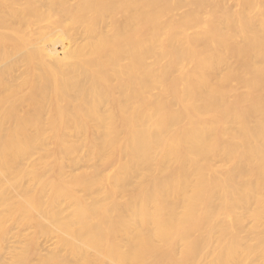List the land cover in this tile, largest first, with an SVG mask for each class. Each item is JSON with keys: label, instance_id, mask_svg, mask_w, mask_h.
Here are the masks:
<instances>
[{"label": "bare ground", "instance_id": "obj_1", "mask_svg": "<svg viewBox=\"0 0 264 264\" xmlns=\"http://www.w3.org/2000/svg\"><path fill=\"white\" fill-rule=\"evenodd\" d=\"M0 264H264V0H0Z\"/></svg>", "mask_w": 264, "mask_h": 264}, {"label": "rangeland", "instance_id": "obj_2", "mask_svg": "<svg viewBox=\"0 0 264 264\" xmlns=\"http://www.w3.org/2000/svg\"><path fill=\"white\" fill-rule=\"evenodd\" d=\"M45 240H42V242H44Z\"/></svg>", "mask_w": 264, "mask_h": 264}]
</instances>
